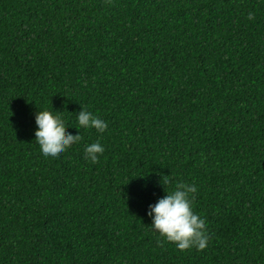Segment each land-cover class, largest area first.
<instances>
[{
	"label": "trees",
	"instance_id": "1",
	"mask_svg": "<svg viewBox=\"0 0 264 264\" xmlns=\"http://www.w3.org/2000/svg\"><path fill=\"white\" fill-rule=\"evenodd\" d=\"M82 105L108 129L45 158ZM163 177L205 249L151 229ZM0 264H264V0H0Z\"/></svg>",
	"mask_w": 264,
	"mask_h": 264
},
{
	"label": "clouds",
	"instance_id": "2",
	"mask_svg": "<svg viewBox=\"0 0 264 264\" xmlns=\"http://www.w3.org/2000/svg\"><path fill=\"white\" fill-rule=\"evenodd\" d=\"M248 19H254L249 13ZM79 131L77 134L66 131L69 126L60 115L49 110H40L35 113L36 130L35 141L45 158L57 160L83 137L81 129H95L103 134L108 129V123L82 105V110L76 114ZM105 152V146L99 141L87 144L84 149L85 159L97 163ZM165 195L158 202L150 204L147 215L151 218V229L158 233L165 241L174 243L179 250H188L196 247L203 250L208 245V234L205 220L196 213L193 200L198 191L196 185L179 183L171 191L166 190L170 180L163 177Z\"/></svg>",
	"mask_w": 264,
	"mask_h": 264
}]
</instances>
